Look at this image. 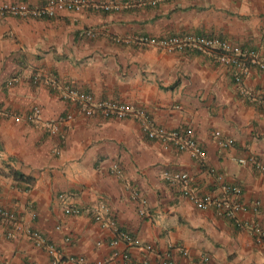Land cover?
Returning a JSON list of instances; mask_svg holds the SVG:
<instances>
[{
  "label": "crops",
  "instance_id": "1",
  "mask_svg": "<svg viewBox=\"0 0 264 264\" xmlns=\"http://www.w3.org/2000/svg\"><path fill=\"white\" fill-rule=\"evenodd\" d=\"M6 1L21 0L0 4ZM89 1L121 9L0 19V205L40 232L64 262L126 264L127 254L130 264H264V241L251 231L264 229V170L238 162L255 156L264 165V70L252 67L240 86L217 53L169 52L137 41L218 37L264 56V0ZM68 85L132 105L143 117H85L62 99ZM35 108L40 114L31 121ZM147 126L192 129L206 159L150 140ZM225 138L234 144L223 148ZM183 172L200 195L221 197L223 185L240 186L243 226L181 199L165 175ZM62 196L80 214L67 213ZM119 232L141 244L129 245ZM0 264L52 259L0 227Z\"/></svg>",
  "mask_w": 264,
  "mask_h": 264
},
{
  "label": "built area",
  "instance_id": "2",
  "mask_svg": "<svg viewBox=\"0 0 264 264\" xmlns=\"http://www.w3.org/2000/svg\"><path fill=\"white\" fill-rule=\"evenodd\" d=\"M134 4L129 2L125 8H129ZM93 8L95 10H104L107 12L118 11L121 7L117 4L98 5L92 4L89 0H48L41 5H32L27 1L21 0L18 2H3L0 4V19L6 17H16L21 19H53L56 18L61 11L73 10L81 11L85 8ZM116 42L121 43L122 40L117 38ZM137 41L140 45L146 47H157L169 52L175 51H194L202 54L217 53V62L227 68L235 71V82L242 86L249 75L250 69L256 67L264 70V56L256 55L252 51H243L240 48L234 47L230 42L218 37H196L192 35L173 36L167 38L154 37H139ZM38 83L39 79L36 78ZM62 99L71 104L77 111L81 112L85 117H93L98 115L105 119H127L135 114L143 117L135 107L123 102L115 100H98L92 94L84 92L75 86L68 85L64 88ZM40 114V109L35 108L34 112L29 115L28 119L34 121ZM73 115L68 114L65 117L66 121H72ZM51 131L57 128L52 125ZM146 132L150 140L165 143L168 146L175 147L179 151L188 153L191 157L204 160L207 157L206 151L198 144L194 137L192 129L185 130H168L162 127L151 128L147 126ZM219 136V134H218ZM223 148H228L234 144V141L229 138L219 141ZM239 164L244 167H254L258 171L264 170L263 163L255 156L242 158L238 160ZM166 180L174 186L180 188V198L193 201L199 209L213 208L218 215L226 220L236 223L238 226H243L242 221L238 218V211L244 209L241 198L243 189L237 185H223L224 195L221 197H213L211 195H200L194 191L191 186V178L188 173H166ZM137 196V194H136ZM66 207V212L69 214H80L78 207H72L68 203V199L62 196ZM260 203L257 202L255 210H258ZM145 209L140 210V214L144 215ZM95 220L98 222L104 221L102 214H97ZM0 227H4L8 238H16L17 234H23L37 247L46 250L52 259V264H68L84 263L82 258H70L68 261H61L58 257V250L55 246L47 243L44 236L32 229L25 228L19 220L17 213L11 209L0 205ZM251 231L256 241L262 243L264 241V229L258 225H252ZM119 237L126 241L129 245L138 246L141 244L140 239L133 237L129 233L119 232ZM69 240V239H68ZM70 241V240H69ZM152 250V246L147 247ZM123 259L126 264H130L132 259L125 254Z\"/></svg>",
  "mask_w": 264,
  "mask_h": 264
},
{
  "label": "trees",
  "instance_id": "3",
  "mask_svg": "<svg viewBox=\"0 0 264 264\" xmlns=\"http://www.w3.org/2000/svg\"><path fill=\"white\" fill-rule=\"evenodd\" d=\"M16 176H18V175H16ZM20 178H22V176L20 177ZM31 179H27V181L29 182Z\"/></svg>",
  "mask_w": 264,
  "mask_h": 264
}]
</instances>
